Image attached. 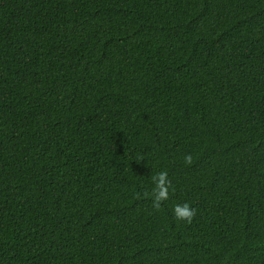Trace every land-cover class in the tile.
Returning <instances> with one entry per match:
<instances>
[{
    "label": "trees",
    "instance_id": "obj_1",
    "mask_svg": "<svg viewBox=\"0 0 264 264\" xmlns=\"http://www.w3.org/2000/svg\"><path fill=\"white\" fill-rule=\"evenodd\" d=\"M0 264H264V0H0Z\"/></svg>",
    "mask_w": 264,
    "mask_h": 264
},
{
    "label": "clouds",
    "instance_id": "obj_2",
    "mask_svg": "<svg viewBox=\"0 0 264 264\" xmlns=\"http://www.w3.org/2000/svg\"><path fill=\"white\" fill-rule=\"evenodd\" d=\"M185 164L191 165L193 163V157L191 153L184 156ZM154 187L151 192H145L143 196L151 199L153 209L159 211L164 201L169 199V190L174 191L172 182L168 178L167 171H160L156 175L151 177ZM136 198H140V194L137 193ZM173 215L178 221H183L187 224H191L196 216V209L191 207L189 203L176 204L173 206Z\"/></svg>",
    "mask_w": 264,
    "mask_h": 264
}]
</instances>
